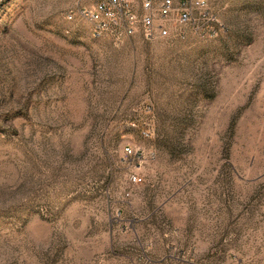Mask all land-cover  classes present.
<instances>
[{
	"label": "rangeland",
	"instance_id": "374dc122",
	"mask_svg": "<svg viewBox=\"0 0 264 264\" xmlns=\"http://www.w3.org/2000/svg\"><path fill=\"white\" fill-rule=\"evenodd\" d=\"M79 2L0 0V264H264V0L152 40Z\"/></svg>",
	"mask_w": 264,
	"mask_h": 264
},
{
	"label": "built area",
	"instance_id": "2783aa9c",
	"mask_svg": "<svg viewBox=\"0 0 264 264\" xmlns=\"http://www.w3.org/2000/svg\"><path fill=\"white\" fill-rule=\"evenodd\" d=\"M86 1V0H85ZM80 0L79 16L97 24L111 37L122 39L142 30L146 38H185L188 30L211 32L207 27L208 8L216 0ZM214 31V30H213ZM126 153L134 154L131 147ZM134 180H141L134 176Z\"/></svg>",
	"mask_w": 264,
	"mask_h": 264
}]
</instances>
